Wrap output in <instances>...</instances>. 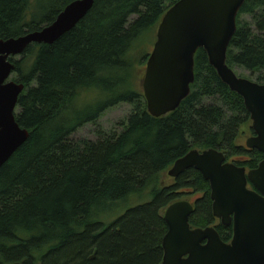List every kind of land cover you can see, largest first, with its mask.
Returning a JSON list of instances; mask_svg holds the SVG:
<instances>
[{
    "label": "trees",
    "instance_id": "16d2710c",
    "mask_svg": "<svg viewBox=\"0 0 264 264\" xmlns=\"http://www.w3.org/2000/svg\"><path fill=\"white\" fill-rule=\"evenodd\" d=\"M72 1L0 0V40L41 30ZM178 1L97 0L54 44L31 45L9 59L11 77L24 85L15 120L29 137L0 167V264H162L164 212L186 191L199 195L190 226L214 227L230 242L232 228L213 218L209 184L197 171L187 170L169 186L159 177L192 150L215 149L238 167L257 168L264 154L238 143L250 123L242 98L220 81L203 50L194 58L190 95L173 113L151 117L133 83L136 65L149 56L142 47ZM242 15L252 19L254 29L240 23ZM236 22L226 64L260 75L264 0H245ZM263 81L257 77L258 84ZM89 90L111 99L81 111L78 101ZM119 104L131 106L117 124L120 133L97 132L95 142L70 141ZM72 108L74 116L68 114ZM145 190L149 202L110 225L100 222V213Z\"/></svg>",
    "mask_w": 264,
    "mask_h": 264
},
{
    "label": "water",
    "instance_id": "95a60500",
    "mask_svg": "<svg viewBox=\"0 0 264 264\" xmlns=\"http://www.w3.org/2000/svg\"><path fill=\"white\" fill-rule=\"evenodd\" d=\"M96 1H72L41 30L0 40V167L29 137L15 120L24 85L10 81L14 65L9 59L20 57L31 45L54 44L86 17ZM244 2L180 0L170 7L157 27L141 88L151 117L175 112L190 95L194 58L203 50L220 81L243 100L252 131L246 149L264 154V84L239 78L226 64ZM190 169L209 184L212 216L221 226L232 228V237L225 243L214 227L191 229L193 205L176 202L163 216L167 232L162 240V264H264V160L247 171L228 162L218 150H192L174 162L167 177L176 179Z\"/></svg>",
    "mask_w": 264,
    "mask_h": 264
},
{
    "label": "rangeland",
    "instance_id": "374dc122",
    "mask_svg": "<svg viewBox=\"0 0 264 264\" xmlns=\"http://www.w3.org/2000/svg\"><path fill=\"white\" fill-rule=\"evenodd\" d=\"M46 1H48V0H46ZM240 23L242 25L247 24V26H250L253 29L255 28V25L249 16L242 15L240 17ZM151 32L152 33H150L149 40H147L144 47H142V49H144V52L148 53V55L152 52L153 45L156 41L157 27L153 28V31H151ZM262 35L264 36V33ZM141 46H143V45H141ZM18 58H16V59H18ZM146 61H147V59H146ZM146 61L140 65H136V68L134 70L133 83H134V86L137 87L138 89H140L141 91H142L141 83H142V79L144 77ZM233 71L239 78L247 79V80H250L252 82H256L258 76H261V77L264 76V72L260 73V75H257V74L256 75H250L249 72L244 71L242 69L236 68ZM10 81H14V77H10ZM262 84H264V81L262 82ZM81 97H82L81 101H78V103L80 105L79 109H81V111L88 108L86 106L88 104H91L94 102L93 104L90 105V108H94L96 105H98L100 103H104V102L111 99L110 95L105 94L104 92L98 91V90H91V91L89 90V91L82 92ZM91 98L94 101H92ZM208 102H210V101H206L205 103L208 104ZM75 110L76 109H74V108L70 109L68 114L74 116L76 113H78L77 110L76 111ZM130 111H131V106H129L127 104H119L115 107L109 108L108 110H106L101 115V117L95 123V125L94 124L85 125L84 127L80 128L78 131H76L74 134H72L69 139L72 142H79L80 140H89V141L95 142L99 139L97 132L107 133V132L114 130L117 133H120L121 128L118 127L117 124L120 121L124 120L126 118V116H128V114L130 113ZM16 113L18 114V111H16ZM63 118H65V115L63 116ZM246 133L247 134L244 135L242 137V139H240L238 142L243 146H245V142H246L247 138L252 136L251 122L247 125ZM159 178H160V182H163V184L165 186L166 185L169 186L173 183V180L168 178L166 173L161 174ZM186 193H187V195L182 196V198H187V199H189L190 202L195 201L199 197V195H193L187 191H186ZM150 200H151V196L149 195V192H147L146 190L140 194L131 195L126 200L119 202L115 207H112V208L106 210L105 212L100 213L99 214L100 222L103 223L105 226L110 225L116 219L121 217L128 209L133 208V207L138 206V205H141V204H144L146 202H149Z\"/></svg>",
    "mask_w": 264,
    "mask_h": 264
},
{
    "label": "flooded vegetation",
    "instance_id": "af4514ba",
    "mask_svg": "<svg viewBox=\"0 0 264 264\" xmlns=\"http://www.w3.org/2000/svg\"><path fill=\"white\" fill-rule=\"evenodd\" d=\"M247 171H248V170H247ZM180 201H186V202H189L191 205H193V207H194V205H195V204H194V203H195V201H193V202H190V201H189V199H187V198H182ZM216 222L218 223L219 221H218V220H216ZM190 227H191V226H190ZM191 229H194V228H192V227H191Z\"/></svg>",
    "mask_w": 264,
    "mask_h": 264
},
{
    "label": "bare ground",
    "instance_id": "6f19581e",
    "mask_svg": "<svg viewBox=\"0 0 264 264\" xmlns=\"http://www.w3.org/2000/svg\"><path fill=\"white\" fill-rule=\"evenodd\" d=\"M76 106V105H75Z\"/></svg>",
    "mask_w": 264,
    "mask_h": 264
}]
</instances>
